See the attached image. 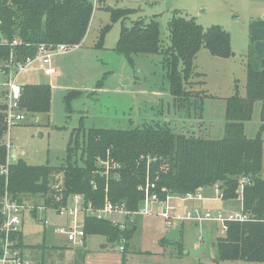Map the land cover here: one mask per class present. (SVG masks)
Masks as SVG:
<instances>
[{
	"label": "trees",
	"instance_id": "1",
	"mask_svg": "<svg viewBox=\"0 0 264 264\" xmlns=\"http://www.w3.org/2000/svg\"><path fill=\"white\" fill-rule=\"evenodd\" d=\"M93 10L88 0H0L1 75H7L5 66L11 53L12 62L16 64L33 57L41 44L80 45ZM107 11L112 22L132 14L129 9ZM14 40L19 43L11 46ZM167 40L164 45L156 18H140L130 27L122 25L115 52L128 61L136 55L161 56L171 106L187 116L201 119L202 103L207 95L195 88V84L203 85L200 79L192 81L193 77H201L194 72L195 57L201 49L216 58L232 57L230 35L219 25L203 27L192 17L173 11ZM245 68V96H239L236 90L225 99V123L220 139L199 137L192 132L189 135L175 133L167 125L128 129L91 127L82 130L78 159L73 154L70 137L66 158L57 167L33 166L21 158L7 163V126L2 99L0 168L6 167V173H0V202L7 195L19 204L33 199L42 207L56 209L67 205L70 196L79 195L85 205L90 204L93 209H100L110 201L136 211L146 190L150 196L163 199L167 194L184 197L217 189L221 201H234L239 197L240 208L247 218L230 223L227 233L216 239L215 261L264 262V140L261 137L264 132V58L249 51ZM74 94L65 97L67 105ZM256 102L261 104L260 125L256 136L247 138L245 123L250 120ZM50 103V85L22 86L21 109L46 114ZM241 177H247L250 184L243 187L239 196ZM59 183L60 192L54 188ZM83 227L85 236L100 235L110 244L121 239L131 240L136 228L133 224H124L120 229L107 219L89 215L84 216ZM11 238L16 239L21 249V237ZM126 244L122 245V262Z\"/></svg>",
	"mask_w": 264,
	"mask_h": 264
},
{
	"label": "rangeland",
	"instance_id": "2",
	"mask_svg": "<svg viewBox=\"0 0 264 264\" xmlns=\"http://www.w3.org/2000/svg\"><path fill=\"white\" fill-rule=\"evenodd\" d=\"M88 1L92 3L94 10L87 34L81 44L53 57V66L58 76L42 78L32 72L19 76V83L44 84L49 83V80H46L50 79L53 87L50 86L52 89L49 113L32 114L22 109L25 122L9 128L8 136L14 149L12 153L33 166L57 167L66 158L70 137L73 154L78 159L80 149L77 148L82 145V130L91 127L128 129L147 125H167L175 133L189 135L192 132L195 136L220 139L225 123V99L235 94L236 90L239 96H245L247 53L253 51L257 56L264 58V0ZM110 8L129 9L132 10L130 11L132 14L112 22L107 11ZM174 10L192 17L203 27L219 25L231 38L232 57L216 58L205 49H201L195 57L194 72L201 77H193L192 81L199 82L200 79L203 85L195 84V88L207 95L203 99L201 119H196L192 114L187 116L185 112L176 111L171 106L172 98L167 91L168 84L162 69L161 56L136 55L128 61L115 52L122 25L130 27L133 21L153 15L157 16L160 37L166 45L168 23ZM34 75L45 81L37 83L38 79ZM4 80L5 77L0 73V103L4 94ZM73 92L75 94L67 105L65 97ZM260 105V102L254 104L251 118L245 123L244 134L247 138H254L257 134L260 125ZM261 137L264 140V132ZM105 173L107 174V171ZM209 193L215 196L214 189H210ZM202 195L206 198V194ZM238 200L239 197L234 200L235 202L228 204L212 201L208 202V207L205 203L204 205L212 212H237ZM25 203L30 213L32 207H35L34 204L40 205V202L35 200L33 202V199H27ZM68 203L71 204V201L67 199ZM151 206L153 211L158 210L155 205ZM43 215H38L39 224L32 220L28 212L25 214L22 237L27 246L39 244L49 246L60 242L59 237L51 234V229L45 233L41 226ZM49 217L55 219L54 215ZM80 218L79 215V220ZM113 219L123 226L124 224L136 226L132 242L121 239L114 245L111 244L112 247L116 246L115 251L118 254L121 253L118 246H124L126 242L127 249L130 244L132 248L138 247L142 252H152L157 248L154 245L157 240L163 236H170L160 241V246L165 248V252L159 258L158 264H264L214 261L217 259V252L213 244L216 238L223 236L220 226L214 222L203 221L197 226L185 222L182 227L179 225L174 229H167L163 221L156 216L130 217L128 220L121 217ZM175 241H178L177 244ZM104 242L100 235L90 236L88 238L90 252L97 251ZM22 253L28 264H36L31 251L25 250ZM133 264L151 263L135 259Z\"/></svg>",
	"mask_w": 264,
	"mask_h": 264
},
{
	"label": "built area",
	"instance_id": "3",
	"mask_svg": "<svg viewBox=\"0 0 264 264\" xmlns=\"http://www.w3.org/2000/svg\"><path fill=\"white\" fill-rule=\"evenodd\" d=\"M3 41L0 39V44ZM18 40H14L11 46L17 45ZM77 46L66 45H38L36 53L33 57H28L23 63L14 64L12 53L10 54V60L5 66L7 69V75H4L5 82H3V102L5 105V120L7 126V133L5 137V145L7 151V163L11 160L17 159L16 155L12 153L14 151L11 138L8 136L9 128L16 124L24 123L25 116L22 113L20 107V97L23 84L18 82L19 76L22 73L32 72L36 73L42 78H56L57 70L53 66V57L57 54H62L76 48ZM34 75V76H37ZM40 77H38L40 79ZM51 81L50 79H47ZM0 173H6V167L0 168ZM240 191L245 185L250 184V180L247 177H241L239 180ZM56 191H61L60 184L55 185ZM216 199L222 200V197L217 189H214ZM175 199H181L182 201L202 202L205 200L202 193L187 194L184 197H176L171 194H167L163 199H158L156 196H150L146 190L145 197L136 211H129L124 204L112 203L106 201L102 208L93 209L90 204L85 205L82 196L72 195L68 198L71 204L57 207L53 209L54 212L65 217L66 223L64 225H58L55 228V233L63 235L67 240L74 242L75 244L82 245L85 237L84 233V219L79 221V215L84 218L85 215L93 216L97 219H107L113 226L123 227V224L113 217H121V219L128 220L130 217H145L156 215L164 223L167 229H174L177 226L184 224L185 222H191L194 225H198L200 222L209 221L217 223L223 235L228 231L230 223L243 222L247 216L243 213L241 208L237 212L229 211L227 213H221L219 211L212 212L209 209H201V207H188L185 206L180 209ZM155 205L158 210L153 211ZM45 207H39L37 209H43ZM32 210L34 208L32 207ZM29 208L24 204H19L16 201L10 199L5 195L0 202V264H28L22 257V249L17 247V241L12 236H20L24 215L29 212ZM48 222L44 221V225ZM120 227V228H121ZM202 240V237L199 239ZM122 250L123 247L119 246Z\"/></svg>",
	"mask_w": 264,
	"mask_h": 264
},
{
	"label": "crops",
	"instance_id": "4",
	"mask_svg": "<svg viewBox=\"0 0 264 264\" xmlns=\"http://www.w3.org/2000/svg\"><path fill=\"white\" fill-rule=\"evenodd\" d=\"M174 11H177V10H174ZM178 12L180 13L181 16L188 17L186 14H184L180 11H178ZM152 17L157 19L156 15H153ZM152 17H144V19H149ZM141 18H143V17H141ZM57 76H58V73H57ZM35 77L38 79L37 83L45 81L42 78L39 79L37 76H35ZM46 81H48V80H46ZM21 84H23V85H25V84H36V82L35 83H21ZM44 84L51 86L50 81H49V83L46 82ZM51 87H53V86H51ZM209 192H210V189L204 190L202 192V194L203 193L206 194V198L202 202H198V201L187 202V201H182L181 199H175V202L177 203L178 206H180L181 210L185 206L201 207V209L205 210V209H208V208H206V207H208L207 206L208 202H212V201H216V202L219 201V202H222L223 204L235 202L233 200L232 201H225V202L218 200V199H216V195L214 196ZM204 203L206 204V207H205ZM238 203H239L238 208H240V202H238ZM39 207H42V206L41 205L35 206V207H33L34 210H32L31 213L28 212L30 214V217L32 218V220H34L35 222L40 224V222L37 220L38 215L44 214L43 220L41 221V223H42L41 226L44 228L45 233H46V230L51 229V231H52L51 234L59 237L60 242L57 245L53 244V245H49V246H45L44 244H42V245L39 244L36 246H29V245L27 246V244L23 240L22 229H21L20 237L22 240V248H21L22 252L25 250L31 251L32 257H34L36 264H122L121 260H122L124 250L123 249L121 250L119 246H118V250L121 252L120 254L116 253V251H115L116 246L112 247V245L110 243H108L106 241V239L102 236L104 238L105 242L99 246L97 251L90 252L89 243H88V238L90 236L86 235L84 237L82 245H78L72 241L67 240V238L65 236L59 235V234L55 233V231H54L58 225H64L66 223L67 219L63 216L57 215L54 212V210L51 208L37 209ZM238 208H237V210H238ZM49 215H54L55 219L54 220L51 219L49 217ZM151 216L155 217L156 215H151ZM24 217H25V215H24ZM156 217H158V216H156ZM83 219L84 218L81 216L79 221L82 222ZM24 220H25V218L23 219V223H24ZM44 221H47L48 224L44 225ZM23 223H22V227H23ZM142 225H143V222H142ZM182 225L183 224H181V227H182ZM194 226H197V225H194ZM91 236H94V235H91ZM169 237L163 236L159 240H157L156 243L154 244V245H156L155 247H157V248H154V250L152 252H149V251L142 252L141 250L138 249V247H137V249L132 248L129 244V249L126 248V252L124 254L125 255L124 264H133L135 262V259H140L146 263L158 264L159 258L161 256H163L164 252H165V248H162V246H160V244H161L160 241L164 240L165 238H169ZM131 242H132V240H131ZM175 242H177V241H175ZM214 244H215V242H214ZM214 244H213V247H214Z\"/></svg>",
	"mask_w": 264,
	"mask_h": 264
}]
</instances>
